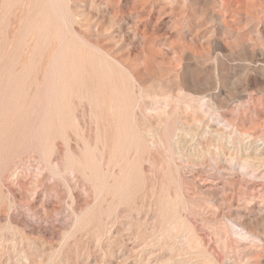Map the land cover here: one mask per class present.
Returning a JSON list of instances; mask_svg holds the SVG:
<instances>
[{
    "label": "rangeland",
    "instance_id": "rangeland-1",
    "mask_svg": "<svg viewBox=\"0 0 264 264\" xmlns=\"http://www.w3.org/2000/svg\"><path fill=\"white\" fill-rule=\"evenodd\" d=\"M263 159L264 0H0V264H264Z\"/></svg>",
    "mask_w": 264,
    "mask_h": 264
},
{
    "label": "bare ground",
    "instance_id": "bare-ground-1",
    "mask_svg": "<svg viewBox=\"0 0 264 264\" xmlns=\"http://www.w3.org/2000/svg\"><path fill=\"white\" fill-rule=\"evenodd\" d=\"M208 127H209V125H208ZM210 128V127H209ZM207 129V128H206ZM207 131V130H206ZM210 131H211V129H210ZM209 131V132H210ZM220 131V130H219ZM207 133H208V131H207ZM213 133H215V132H213ZM217 133V132H216ZM223 133V132H222ZM221 134V133H220ZM224 134V133H223ZM207 135V134H206ZM209 135V134H208ZM243 137V136H242ZM230 138H232V136L230 137ZM219 139V138H218ZM239 139H240V137H239ZM244 140L243 141H245V137L243 138ZM230 140V139H229ZM219 141V140H218ZM221 141V140H220ZM244 143V142H243ZM233 144V143H232ZM216 145H218V144H216ZM215 145V146H216ZM220 145V144H219ZM244 145H245V143H244ZM244 145H243V147H244ZM220 147V146H219ZM229 147H231V146H229ZM252 147V146H251ZM258 147V146H257ZM256 148V147H255ZM215 149V148H214ZM240 149V148H239ZM252 149H253V147H252ZM255 150V149H254ZM260 150H262V149H260ZM259 151V150H258ZM250 152V151H249ZM260 152V151H259ZM209 153H210V151H209ZM208 153V154H209ZM222 154V153H221ZM255 154V153H254ZM213 156V155H212ZM249 156H251V155H249ZM202 158V157H201ZM239 158V157H238ZM247 158V157H246ZM246 158H244V159H246ZM257 158V157H256ZM260 158V157H259ZM263 158V157H262ZM262 158H260V159H262ZM221 159V158H220ZM218 160V159H217ZM216 160V161H217ZM246 160H249V158L248 159H246ZM256 160V159H255ZM264 160V159H263ZM226 161H227V159H226ZM248 162V161H247ZM256 162V161H255ZM252 164V163H251ZM255 164V163H254ZM256 166V165H255ZM257 167V166H256ZM230 170V169H229Z\"/></svg>",
    "mask_w": 264,
    "mask_h": 264
}]
</instances>
